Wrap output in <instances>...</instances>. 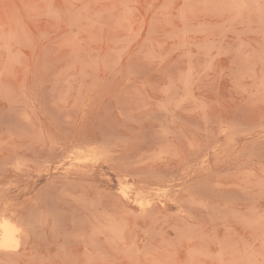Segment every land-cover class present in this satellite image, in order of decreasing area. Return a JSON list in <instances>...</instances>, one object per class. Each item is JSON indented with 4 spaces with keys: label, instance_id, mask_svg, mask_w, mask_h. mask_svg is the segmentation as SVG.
<instances>
[{
    "label": "rangeland",
    "instance_id": "rangeland-1",
    "mask_svg": "<svg viewBox=\"0 0 264 264\" xmlns=\"http://www.w3.org/2000/svg\"><path fill=\"white\" fill-rule=\"evenodd\" d=\"M0 210V264H264V0H0Z\"/></svg>",
    "mask_w": 264,
    "mask_h": 264
},
{
    "label": "bare ground",
    "instance_id": "bare-ground-1",
    "mask_svg": "<svg viewBox=\"0 0 264 264\" xmlns=\"http://www.w3.org/2000/svg\"><path fill=\"white\" fill-rule=\"evenodd\" d=\"M83 150V149H82ZM81 151V150H80ZM82 152V151H81ZM79 153V152H78ZM80 155V154H79ZM66 157V156H65ZM78 158V157H73ZM81 158V157H80ZM77 160V159H76ZM87 160V159H85ZM75 161V160H74ZM73 165L72 163L68 166ZM72 167V166H71ZM69 168V167H67ZM65 167V169H67ZM122 192V191H121ZM123 193V192H122ZM130 194V193H129ZM125 195V194H124ZM123 195V196H124ZM128 195V194H127ZM140 195V194H139ZM130 197V196H129ZM136 197V196H135ZM128 198V197H126ZM131 200V199H130ZM149 202V201H148ZM147 204V203H146ZM149 204V203H148ZM1 211V210H0ZM3 211V210H2ZM10 212V211H9ZM8 212V213H9ZM12 213L5 214L3 212L0 213V250H8L10 248H14L17 246V243L20 241L17 237L18 230L13 218L10 216L13 214L14 210L11 211ZM14 215V214H13ZM12 215V216H13ZM16 215V214H15ZM14 215V216H15ZM20 216V215H18ZM17 218V216H16ZM18 223V222H17ZM22 226V225H21ZM19 236V235H18ZM21 238V237H20ZM19 244V243H18ZM21 244V243H20ZM21 246V245H20ZM17 248V247H16ZM15 249V248H14Z\"/></svg>",
    "mask_w": 264,
    "mask_h": 264
}]
</instances>
